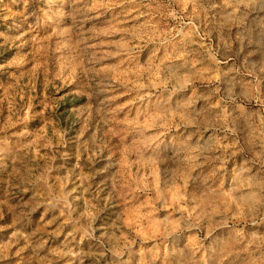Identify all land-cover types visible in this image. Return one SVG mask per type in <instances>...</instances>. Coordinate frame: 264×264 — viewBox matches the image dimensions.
<instances>
[{"label": "clouds", "instance_id": "9594fccd", "mask_svg": "<svg viewBox=\"0 0 264 264\" xmlns=\"http://www.w3.org/2000/svg\"><path fill=\"white\" fill-rule=\"evenodd\" d=\"M101 9H120L115 23L97 26ZM40 11L23 22L35 45L41 26L66 38L49 84H69L74 106L11 97L0 264H264V0H43ZM225 31L252 36L239 65ZM14 63L50 75L44 48ZM49 213L54 233L35 224Z\"/></svg>", "mask_w": 264, "mask_h": 264}, {"label": "rangeland", "instance_id": "374dc122", "mask_svg": "<svg viewBox=\"0 0 264 264\" xmlns=\"http://www.w3.org/2000/svg\"><path fill=\"white\" fill-rule=\"evenodd\" d=\"M89 2L90 0H84L85 4ZM42 5L43 0H0V65L3 66L0 67V124L8 117L9 108L12 103L11 97L15 96L16 101L19 102L20 97L16 93L21 88H23L24 92L23 103L36 105L37 110L40 112L44 111L46 103L50 104L49 110H54L58 107L65 114L74 106V97L71 95L73 89L69 84L65 83L63 90L59 92H56L55 88L49 84L51 75H55L63 70V63L58 61V57L65 54L66 38L56 34L55 29L49 31L46 27L41 26L35 29L37 33V44L35 45V42L32 40L33 30H30L28 24L23 22L22 14L34 13L35 16L30 18L33 23L36 16H42V12L40 11ZM119 11L120 9H113L104 12L101 9L103 15L95 20L94 23L97 26H106L109 22L115 23L114 17ZM56 14L59 15L58 12ZM90 26L86 25L85 27ZM22 33H27V35H22ZM223 35L224 39L232 44L231 51L236 53L233 56V60L239 65L242 55L248 51L249 45L247 41L252 39L251 34H246L241 38L236 33L229 34L225 31ZM213 40L215 45L221 48V54H223L225 49L221 41L217 36H214ZM242 40L245 53H241L240 51ZM35 46L46 49L47 72L50 75L42 74L32 80L29 69L26 68L30 67V65L17 68L14 62L19 61L24 57L26 52L31 51ZM101 51H103V46H101ZM28 59H32L31 55H29ZM237 87L239 88V85ZM46 98H50V100ZM51 101H57L58 104H51ZM37 151L41 155L44 154L42 149L38 148ZM3 179L4 181L7 180L6 177ZM9 189V183L0 182V200L13 195ZM11 202L15 203L16 201L13 198ZM42 212L43 210H41V214ZM41 214H37L35 217L36 226H43L47 233H54L59 230L60 220L54 219V214L49 213L47 216H43L42 220ZM5 222H11L7 209H5V221H0V224ZM64 234L61 233L57 244H60L64 240ZM54 264H58V262H54ZM85 264H87V261H85ZM170 264H175V261L170 262Z\"/></svg>", "mask_w": 264, "mask_h": 264}]
</instances>
